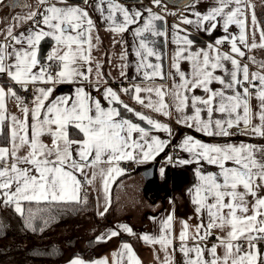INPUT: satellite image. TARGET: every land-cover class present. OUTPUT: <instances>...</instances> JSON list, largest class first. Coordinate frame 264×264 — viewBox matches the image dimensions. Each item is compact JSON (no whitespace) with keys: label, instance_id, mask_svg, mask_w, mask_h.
Returning a JSON list of instances; mask_svg holds the SVG:
<instances>
[{"label":"snow or ice","instance_id":"obj_1","mask_svg":"<svg viewBox=\"0 0 264 264\" xmlns=\"http://www.w3.org/2000/svg\"><path fill=\"white\" fill-rule=\"evenodd\" d=\"M198 2L190 0L185 5L195 19L185 15L180 24L193 25L209 36L222 26L228 35L217 38L215 46L209 44L208 50L197 49L186 29L172 25L171 42L176 48L171 68L175 71L168 75L173 83L169 87L133 83L120 92L131 94L143 108L164 117L179 113L178 124L204 136L231 137L232 129L236 128L242 135L264 138V64L260 72H250L248 65L241 63L246 53L240 47L243 45L249 51L264 48V28L259 27L253 12V40L249 44L242 5L252 8L251 4L246 0H215V6L201 13L196 11ZM151 3L168 14L163 0H151ZM3 4L4 0H0V5ZM13 20L6 30L5 39L9 42L0 43V75H6L25 92L31 86L33 97L26 104L13 88L5 90L0 86V126L10 121L9 146H0V205L14 207L23 216L25 202L81 203L83 183L92 185L97 176L107 196L111 183L125 174L120 162L144 164L165 152L173 135L168 124L130 107L111 87L103 91L107 101L104 106L83 86L91 82L94 70L98 79L103 78L102 65L93 57V50L100 43L99 25L119 36L121 39L115 43L121 45L125 43L123 35L131 31L137 76L142 75V80L148 82L156 78L165 80L163 54L152 39L167 37L157 23L164 16L152 7H130L126 0H37L35 10ZM29 21L31 26L26 31L14 33L17 24ZM233 24L239 28L238 36L229 33ZM255 30L260 31L259 44L255 41ZM46 40L53 43L45 56L41 45ZM225 42L230 44V53L218 47ZM127 56L125 50L120 58L127 61ZM249 60L255 62L252 57ZM181 61L191 64L190 74L181 70ZM225 61L230 62L231 71L225 67ZM122 67L127 68V63ZM218 71H223L224 76L216 74ZM121 76L126 77V72L122 71ZM65 83L78 85L74 94L54 96L55 85ZM214 83L221 87L213 88ZM197 89L205 95H196ZM9 97L16 99L20 116L8 114ZM253 98L259 101L255 107ZM117 106L149 127L126 118ZM71 129L76 130L77 138H72ZM153 132L167 133L169 139H161ZM46 136L51 138L50 145L43 142ZM178 147L189 158H178L175 165H197L196 183L188 189L196 222L181 221L177 237L173 233L174 214H169L161 222L159 236L144 234L139 238L148 245H160L164 253L161 264H175L177 239L184 264H264V252L258 246L259 241H264V145L204 143L187 135ZM165 162L173 163L171 155ZM205 164L217 170L208 171ZM78 175L84 177V182ZM160 175L162 178L165 175L163 167ZM83 202L87 203V199ZM106 212L107 205L98 215ZM27 226L32 228L30 222ZM119 227L134 235L131 227ZM118 235V231L111 230L107 238ZM213 236L215 243L209 247ZM103 240V236L97 237V242ZM69 264L86 262L74 258ZM91 264H109V261L96 260ZM111 264L141 262L131 245L123 243L121 250L113 253Z\"/></svg>","mask_w":264,"mask_h":264},{"label":"crops","instance_id":"obj_2","mask_svg":"<svg viewBox=\"0 0 264 264\" xmlns=\"http://www.w3.org/2000/svg\"><path fill=\"white\" fill-rule=\"evenodd\" d=\"M126 2L130 7H152L153 11L164 16V20L158 21L157 23L162 28H164L167 33V37H154L152 39L157 41L158 50H160L163 54L161 63L162 71L166 76V79L160 80L159 78H156L154 82L143 81L142 75L137 76L136 72L137 58L133 52V44L135 43V40L132 32L129 31L123 35L125 43L121 45L115 43V41L121 39L119 36L106 31L104 26L99 25V31L97 34L100 37V43L98 48L93 50V57L95 62H99L102 65L100 71L103 74V78L98 79L94 70L90 77L91 82L85 83L83 86L93 97L101 100V103L104 106H107V101L104 100L103 91L106 87L113 88V90L120 94L121 100L130 107H133L134 109L162 123L168 124L173 131V135L170 138L172 143L165 149V152L161 153L154 161L144 164H137L132 161H127L128 163L137 167V172H125L124 175L117 177L111 183L107 196L103 191V184L99 176H97V179L92 185H89L84 182L83 176L78 175V178L84 182L81 188V203L83 204L82 211L77 218L65 221L59 225V227L54 228L48 235L51 236V239L54 242L63 244L65 241L72 238L71 236L74 230H78L79 232V229L76 228L78 223L77 220L82 221L83 215L88 214L89 220L92 222V224L89 226L90 232L87 234L88 236L87 238L85 237L84 240L95 239V241H97V237L101 236L104 237V240L102 242H97V245L90 248H86V240L82 246L76 242H71L69 246H64V257L59 264H69L70 260L74 258H81L86 262V264H91V262L96 260L106 259L109 261V264H111L113 253L120 251L121 245L123 243H128L131 245L141 264H161V261H163L164 258V253L160 250V245H148L139 237L144 234L159 236L161 222L169 214H174L173 233L177 237L181 230V221H188L189 223L196 222L194 219L196 214L194 212V206L191 203L190 196L188 195V189H190L196 183L195 169L197 165L189 164L177 166L174 163L178 158H189V154L181 151L178 147L183 138L187 135H192L204 143L223 144L227 142L239 144L243 142L247 144L264 145V138L259 136L242 135L240 132H233L234 135L231 137L204 136L202 133L196 132L194 129H190L183 126L182 124H178L176 122V117L180 115L179 113L173 112L171 117H164L148 109L147 111H150V113H145L137 108V105L139 104L132 99V96L129 97L128 94L120 92L121 88H128L133 83H155L156 85L164 84L165 87H169L173 83L172 76L168 75L169 72L175 71L171 68V57L176 48V45L171 42L173 33L172 25L179 24L181 28L186 29L190 37L196 42L197 49L202 48L204 50H208L209 44H213L215 46V40L217 38L222 39L228 35V33L224 32L222 26H218L217 29L213 31L212 35L209 36L205 32L197 31L193 25L180 24V19L185 15H188L190 19H195L194 16L189 15L191 9H188L185 6L179 7L183 10L182 15L169 18V15H173L175 13L176 10L174 9L176 8L166 5L168 8V14H165L160 8L154 7L151 3V0H126ZM246 3L253 6L252 8H247L245 5H242V8H244L245 11L248 43L251 44L254 31V26L251 22L253 12L255 13L259 27L264 28V0H246ZM24 5H27V7H24ZM212 6H215V0H199L196 6V11L206 13L207 10ZM36 7L37 0H4V4L0 5V43L9 42L5 39L6 30L14 23L13 18L17 16L22 17L28 11L35 10ZM30 26V21L28 23L17 24L13 31L15 34H19L22 31H26ZM229 33L238 36L239 28L233 24L229 27ZM255 41L257 44L260 43L259 30H255ZM52 43L53 42L50 40L42 42L41 49L45 56L51 50ZM218 47L222 52L230 53L231 51L230 44L227 42L219 45ZM240 47L246 53V56L241 61V63H246L250 72H260V66L261 64H264V48L257 47L249 51L248 49L244 48L243 45H240ZM125 50H127L128 53L127 61L121 60L120 58L121 53ZM249 57L254 58L255 62L249 60ZM237 59L239 58L237 57ZM95 62L93 63L94 69ZM152 62H156L154 58H152ZM125 63L128 65L127 68L122 67V65ZM224 64L225 67L231 71L230 62L225 61ZM180 66L181 70L186 74H190L192 72V66L189 62L181 61ZM122 71L126 72V77L121 76ZM216 74L224 76L223 71H218ZM2 76L6 78L9 83L14 84L6 75ZM134 77H136L135 80L133 79ZM175 80L177 83H179L178 76L175 77ZM0 86H2V84H0ZM16 86L20 87L19 85ZM40 86L45 87V85ZM77 86L78 85L67 83L55 85V91L53 95H73L75 87ZM212 87L220 88L221 86L214 83ZM5 90L7 89L5 88ZM195 94L199 96L205 95V93H203L200 89H197ZM142 95L144 94L142 93ZM258 103L259 101L253 98L252 104L254 107L258 105ZM6 107L9 115H21L15 98L9 97L6 100ZM120 110L126 118H131L134 122L140 123L141 126L145 128L149 127L145 123L136 120L134 116L127 113L122 107H120ZM186 111L188 114H190V110ZM216 115L219 117V114ZM256 122L258 123V121ZM5 124L8 137L6 146H9L10 121H6ZM2 126H0V134L2 132ZM233 130L235 131L237 129L234 128ZM152 134L159 136L161 139H169L168 134L164 132H153ZM43 142L50 145L51 138L46 136L43 138ZM174 148L178 150V156L176 158H172L173 163H166V157L170 155V150ZM23 154L24 150L21 152V155ZM151 166H154L153 180L152 183L147 184L144 177V171ZM103 167H106V165ZM161 167L165 169V175L163 178L160 175ZM204 168L208 171L217 170L214 168V166L206 164L204 165ZM85 198L87 199V203L83 202ZM106 205L108 206V212H106L103 216L98 215L99 212L104 210ZM150 217L154 219H150ZM70 225L72 226L70 229H68ZM120 225H127L131 227L133 229L134 235H129L128 233L120 230ZM111 230L118 231L119 235L108 239L107 235ZM61 231L64 234L68 232V235L61 236ZM212 243H215L214 236L213 241L208 242V246L210 247ZM258 246L261 252H264V241H259ZM175 247L177 249L174 254L175 264H184V257L178 250V239L175 241Z\"/></svg>","mask_w":264,"mask_h":264},{"label":"trees","instance_id":"obj_3","mask_svg":"<svg viewBox=\"0 0 264 264\" xmlns=\"http://www.w3.org/2000/svg\"><path fill=\"white\" fill-rule=\"evenodd\" d=\"M0 84L6 89L13 88L20 95L21 88L9 83L2 75ZM128 96L131 97V94ZM137 108L150 113L139 105ZM70 131L72 138L77 137L75 129ZM7 141V129L4 123L0 134V146H6ZM2 207L4 206L0 205V264H59L64 257V249L48 234L65 221L77 218L82 211L83 204L25 202L23 216L16 213L14 207H4L9 209V215L5 216L1 211ZM29 222L32 228L27 226ZM33 228L35 231L32 230ZM71 242H73L72 238L65 241L63 246H69ZM97 244L95 239H90L86 247H94Z\"/></svg>","mask_w":264,"mask_h":264},{"label":"rangeland","instance_id":"obj_4","mask_svg":"<svg viewBox=\"0 0 264 264\" xmlns=\"http://www.w3.org/2000/svg\"><path fill=\"white\" fill-rule=\"evenodd\" d=\"M16 1V0H15ZM15 3V2H14ZM21 14V13H20ZM21 15H23V14H21ZM1 211L4 213V215L5 216H8L9 215V209L8 208H4V207H2L1 208ZM78 221V223H77V225H76V228H78L79 229V232H78V230H74V232H73V234H72V240H73V242H76V243H78L79 245H83L84 244V241L86 240H84V238L86 237L87 238V234L90 232L89 230V226L92 224V222L89 220V215L88 214H86V215H83V219H82V221L81 220H77ZM71 226L72 225H70L69 227H68V229H70L71 228ZM66 235H68V232L66 233V234H64V233H62V231H61V236H66ZM69 240V239H68ZM88 240H90V239H88ZM88 240H86V242H85V246H86V243H87V241ZM60 246L64 249V246H63V244H60ZM87 248V247H86ZM65 250V249H64ZM68 250V249H67ZM76 254V253H75ZM74 254V255H75Z\"/></svg>","mask_w":264,"mask_h":264},{"label":"built area","instance_id":"obj_5","mask_svg":"<svg viewBox=\"0 0 264 264\" xmlns=\"http://www.w3.org/2000/svg\"><path fill=\"white\" fill-rule=\"evenodd\" d=\"M182 13H183V10L180 8V9L176 10L175 13L172 16H170L169 18H173L175 16H180V15H182ZM43 62L44 63H47L46 60L43 61ZM52 63H53V66L55 67V62H52ZM20 97L24 100V102L26 104H30V101H31V99L33 97L32 88L29 86V90L27 92H25V91H23L21 89V91H20ZM232 131L233 132H237V133L240 132L239 129H237L235 131L232 129ZM170 155H171L172 158H176L178 156V150L177 149H171L170 150ZM119 166L122 169H124L125 172H128V173H135V172H137V167L135 165H133V164L128 163V162H121ZM210 241H213V237L209 240V242Z\"/></svg>","mask_w":264,"mask_h":264},{"label":"water","instance_id":"obj_6","mask_svg":"<svg viewBox=\"0 0 264 264\" xmlns=\"http://www.w3.org/2000/svg\"><path fill=\"white\" fill-rule=\"evenodd\" d=\"M190 0H163V3L166 4L167 6H171L174 8H179V7H183L186 4L189 3ZM153 168L154 166H151L149 168H147L144 171V177L146 179V183L150 184L152 183L153 180Z\"/></svg>","mask_w":264,"mask_h":264},{"label":"bare ground","instance_id":"obj_7","mask_svg":"<svg viewBox=\"0 0 264 264\" xmlns=\"http://www.w3.org/2000/svg\"><path fill=\"white\" fill-rule=\"evenodd\" d=\"M20 96V95H19Z\"/></svg>","mask_w":264,"mask_h":264}]
</instances>
